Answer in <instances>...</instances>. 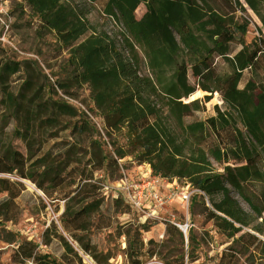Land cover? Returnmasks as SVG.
<instances>
[{"label": "trees", "instance_id": "obj_1", "mask_svg": "<svg viewBox=\"0 0 264 264\" xmlns=\"http://www.w3.org/2000/svg\"><path fill=\"white\" fill-rule=\"evenodd\" d=\"M23 1L38 21V37L52 34L60 49L68 51L71 81L90 88L94 110L112 140L115 156L101 157L95 169H101L106 159L119 166V160L131 158L148 165L153 176L186 181L207 195L217 178L215 165L227 167L235 157L239 134H264V35L246 43L249 21L240 0ZM141 5L146 11L137 18L135 12ZM94 9L112 20L118 32L110 35L92 23L89 15ZM22 66L11 63L0 44V174H16L37 184L48 199L57 200L54 194L64 193L70 204L61 215L62 228L96 264H110L92 240L84 243L81 233L104 230L98 225L105 201L115 206L127 203L122 197L105 199L91 182L69 190L76 179L71 181L67 174L80 153L88 154V148L100 152L109 143L97 139V135L100 140L105 136L84 112L64 101L51 100L49 109H23V90L30 82L25 81L18 91L10 86ZM245 72L251 77L240 87ZM206 86L220 93L228 109L187 123L186 118L206 110L200 99L189 100L199 87ZM34 100L29 104H35ZM60 128L70 129L72 141L58 148ZM16 140L25 144V153L15 148ZM79 176L92 178L85 171ZM122 177L123 173L112 181ZM45 179L53 192L43 186ZM0 184L8 186L10 200L20 195V183L0 178ZM13 184L18 189H12ZM211 219L221 217L212 214ZM56 229L52 224L46 233ZM166 232L182 237L171 224ZM134 236L126 235L132 241L125 253L129 264H144L139 259L144 256L142 235ZM62 245L83 264L68 242ZM14 258L17 264H63L37 251L30 241L20 245ZM164 261L174 264L170 256ZM68 264H74L73 259ZM180 264H184L183 257Z\"/></svg>", "mask_w": 264, "mask_h": 264}, {"label": "rangeland", "instance_id": "obj_2", "mask_svg": "<svg viewBox=\"0 0 264 264\" xmlns=\"http://www.w3.org/2000/svg\"><path fill=\"white\" fill-rule=\"evenodd\" d=\"M240 2L247 10L249 27L245 40L250 44L260 33L264 35V0H252L251 4L246 0ZM5 9L9 27L6 29L0 25V44L7 51L11 63H24L22 72L11 78L10 86L18 91L25 81L30 82L23 90V109H49L51 100L64 101L84 112L86 118L91 116L89 121L92 126L102 121L94 110L90 88L71 81L66 64L68 51L60 49V43L52 34L38 37V21L30 15L23 0H9ZM145 11V6L141 5L135 12L137 18H141ZM89 20L106 29L110 35L119 30L112 20L104 19L97 9L89 15ZM250 77L251 74L245 72L240 87ZM31 99H35V104H29ZM195 99H200L206 110L186 118L187 123L204 120L218 110L228 109L220 93L209 86L199 87L189 98L190 101ZM106 132L103 128L104 139L100 140L98 135L96 137L109 144H103L100 152L88 148V154L80 153L77 163L67 170L69 179H76L69 184V190L83 187L87 182L100 188L101 184L119 178L123 171L131 179L138 177L139 172L150 169L131 158L119 160V166L112 165L111 159H106L101 169H95L100 165L101 157L115 158L112 140L106 136ZM56 133L59 136L56 142L58 148L72 141L70 129L60 128ZM14 146L26 152L25 144L21 141H14ZM215 167L217 178L208 189V201L195 196L186 207L175 198L172 204L163 207L150 204L145 213L125 203L115 206L105 201L103 218L98 225L104 230L97 234L93 229L81 233L84 243L92 240L100 256L111 257L109 262L117 260L118 264H129L124 254L132 241L126 237L128 233L131 237L141 233L144 246L140 247L144 256L139 259L144 264H166L164 259L169 256L174 264H180L182 257L184 264H264V134L254 136L247 131L241 132L236 140L235 157L231 158L227 167ZM81 171H85L88 178L92 177L91 180H81ZM0 178L22 185L20 195L10 200L5 190L8 186L0 184V264H17L14 257L20 245L26 241L35 243L37 251L49 253L63 264H68L72 259L74 264H78L62 245L66 241L82 258L83 264H96L61 226V215L70 204L64 193L56 192L54 197L57 200L48 199L37 184L16 174H0ZM165 179L167 183L161 189L164 195H175L190 184ZM27 182L36 190L31 189ZM42 182L50 192L54 191L48 179ZM12 189H18L16 184ZM150 211H155L153 217H148ZM212 214L221 219H211ZM109 221L110 226L106 228ZM52 224L57 227L55 233H46L51 230ZM167 224L177 227L182 237L168 235ZM179 226L188 228L184 232Z\"/></svg>", "mask_w": 264, "mask_h": 264}, {"label": "built area", "instance_id": "obj_3", "mask_svg": "<svg viewBox=\"0 0 264 264\" xmlns=\"http://www.w3.org/2000/svg\"><path fill=\"white\" fill-rule=\"evenodd\" d=\"M9 0H0V23L3 27L8 29L7 21V11L6 6H8ZM91 118V116H89ZM93 127L102 135L104 124L102 121L93 124ZM138 177L131 178L128 177L123 171V177L116 181H109L108 183H103L100 186V191L105 199H118L122 197L124 201L129 204L134 210L139 212H146L145 210L150 204H155L157 207H163L166 204H172L174 199H179L183 206L188 207L189 203L195 196L204 197L208 201L205 192L194 186L187 184L184 188L180 190L177 194L164 195L161 192L163 185L167 182L165 178L153 176L152 171L147 169L144 173H138ZM155 211H150L148 217H153ZM184 232H186L188 226L184 228L179 226ZM31 264V263H30Z\"/></svg>", "mask_w": 264, "mask_h": 264}, {"label": "crops", "instance_id": "obj_4", "mask_svg": "<svg viewBox=\"0 0 264 264\" xmlns=\"http://www.w3.org/2000/svg\"><path fill=\"white\" fill-rule=\"evenodd\" d=\"M147 167H148V165H146ZM149 168V167H148ZM124 254H125V256L127 257V255H126V253L124 252ZM110 259H111V257H109V259H108V262L110 261ZM127 260H128V257H127ZM129 261V260H128ZM114 262V263H113ZM112 263L111 262H109L110 264H118V261L117 260H115V261H113Z\"/></svg>", "mask_w": 264, "mask_h": 264}, {"label": "bare ground", "instance_id": "obj_5", "mask_svg": "<svg viewBox=\"0 0 264 264\" xmlns=\"http://www.w3.org/2000/svg\"><path fill=\"white\" fill-rule=\"evenodd\" d=\"M192 96H193V95H192ZM29 183H30V182H29ZM27 184H28V182H27ZM28 185H29V184H28ZM29 186H30L31 189L36 190L35 187H34L33 185H29Z\"/></svg>", "mask_w": 264, "mask_h": 264}]
</instances>
